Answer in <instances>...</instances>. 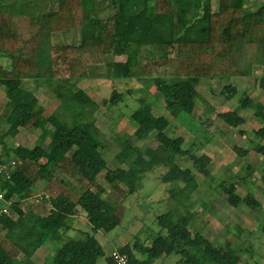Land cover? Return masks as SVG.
I'll return each mask as SVG.
<instances>
[{"label": "trees", "instance_id": "obj_1", "mask_svg": "<svg viewBox=\"0 0 264 264\" xmlns=\"http://www.w3.org/2000/svg\"><path fill=\"white\" fill-rule=\"evenodd\" d=\"M217 7L212 0H0V123H6L0 129V164L7 163L9 170L14 161L10 177H1L5 197L13 201L10 213L0 215V264H100L102 257L115 264L95 233L123 222L129 196L143 187L146 173L161 166L167 169L162 180L174 185L169 188L173 205L155 216V235H136L115 248L128 264H151L149 259L160 257L173 259L170 264H241L242 250L250 252L254 263L264 259L240 225L224 235V244H216L194 224L197 212L190 196L199 175L212 176V158L197 153L203 142L186 146L184 133L167 131L171 118L192 114L196 84L216 79L226 100H237L235 108L216 116L238 127L246 120L242 111L251 109L261 125L249 142L264 156V102L246 91L237 96L238 88L230 82L231 77L253 75L264 93V0H218ZM72 30L80 34L78 41H64L60 34ZM105 62L114 78L136 79L141 90L154 86L166 110L156 114L146 102L132 111L135 137L157 142L134 145L121 137L116 167L103 154L107 140L95 123L98 103L76 83ZM25 79L54 92L59 101L51 112ZM124 97L114 89L103 103L116 105ZM21 128L41 130L34 145L15 147L4 141ZM233 148L242 155L249 151L236 144ZM178 156H187L191 164L181 166ZM246 169L252 174L251 166ZM238 177L239 182L248 179ZM219 186L231 206L243 203L260 213L264 208L252 192L240 193L235 182L221 179ZM80 210L90 231L75 224ZM72 229L75 237L69 234ZM48 240L61 244L50 258L36 262L34 254Z\"/></svg>", "mask_w": 264, "mask_h": 264}, {"label": "rangeland", "instance_id": "obj_2", "mask_svg": "<svg viewBox=\"0 0 264 264\" xmlns=\"http://www.w3.org/2000/svg\"><path fill=\"white\" fill-rule=\"evenodd\" d=\"M212 3L215 8H218V0H212ZM60 35L64 41L77 42L80 34L72 30ZM111 58L110 54L106 55V61ZM123 58L125 56L119 57V59ZM3 59L0 57V61ZM259 71L255 72L259 73ZM24 81L26 86L36 90L46 112L49 113L56 107L59 100L49 86L42 85L35 88L27 79ZM230 82L238 88L237 96L246 91L254 100L264 102V93L256 87L253 75L250 77H231ZM76 83L84 88L88 95L98 103L94 113L95 123L107 140L103 154L111 167L120 165L115 153L120 149L119 139L121 137H126L134 145H154L157 142L154 137H148L144 141L137 139L134 135L136 125L130 121L132 111L138 108L140 103H151L156 114L166 112L163 98L154 90V86L146 91L144 88L141 90V84L136 79L114 78L109 75L106 62L92 67L90 76L79 79ZM196 85L199 94L192 114L182 113L177 118H171L172 123L167 130L170 135L171 133H184L187 138L186 146L193 141L203 142L204 144L202 143L197 148V153L205 152L212 158L209 165L212 176L199 175L198 188L190 196V201L193 203L191 208L197 212L194 224L201 227L203 231L209 232L207 235L216 244H224L230 234L229 230L234 229L237 225H240L243 230H252L250 234L247 231L243 234L253 243L256 253L264 255V231L259 226L260 221L263 220L262 224L264 223V208L260 213L243 203L236 207L231 206L227 201V195L219 188L221 179H228L230 182L236 183L240 193L245 195L247 192H252L264 203V156L257 153L249 142L254 137L253 131L261 125L260 121L253 116L251 109H245L242 111L246 116L243 124L238 127H230L224 124L221 118L216 116L217 112L235 108L237 105L236 96L226 100L225 96L220 93L223 85L216 79L204 78ZM114 89L123 91L125 93L124 99L116 105L104 104L103 102L110 98ZM3 98L4 91L0 86V101ZM208 103H213L214 108ZM166 115L169 116L167 113ZM5 127L6 123H0V129ZM40 132L39 128H21L16 136L8 135L4 141L15 147L34 145ZM48 141L49 137L45 139L44 143H48ZM235 144L238 147L248 148V153L240 154L233 148ZM177 161L183 167L191 164L187 156H178ZM248 165L253 169L252 174H249L246 169ZM166 170V167L161 166L146 173L143 178V187L138 193L131 194L127 200L128 210L123 222L109 232L98 231L95 233L106 254L111 253L120 245L133 241L136 235L140 239L145 238L147 232L155 235L159 228L155 216L160 212H165L173 205V202L169 200L171 198L169 188L174 185L162 180V175ZM240 174L248 175L246 182H239L242 180L238 177ZM39 184L43 186L40 181ZM79 212L75 221L76 226L82 230L90 231V224L87 222L85 213L82 210ZM146 226L147 230H145ZM69 234L76 236L73 229L69 231ZM60 244L48 240L39 249L38 254L33 256L34 260L41 262L50 258ZM242 245H248V242ZM249 253L242 250L241 264H264L263 258H258V261L254 263L252 260L254 258ZM148 262L151 264H170L173 259L166 257L151 258ZM99 263L107 264L106 257H102Z\"/></svg>", "mask_w": 264, "mask_h": 264}, {"label": "built area", "instance_id": "obj_3", "mask_svg": "<svg viewBox=\"0 0 264 264\" xmlns=\"http://www.w3.org/2000/svg\"><path fill=\"white\" fill-rule=\"evenodd\" d=\"M14 161L9 162V170L7 168V163H1L0 164V215L2 213H10L9 205L12 203L13 199H8L5 197V190L2 189L1 183V177L5 174L7 177H10L11 170H12V164ZM7 170V172H5ZM110 255L113 257L115 264H128V258L125 254L121 253L117 249L112 250Z\"/></svg>", "mask_w": 264, "mask_h": 264}, {"label": "crops", "instance_id": "obj_4", "mask_svg": "<svg viewBox=\"0 0 264 264\" xmlns=\"http://www.w3.org/2000/svg\"><path fill=\"white\" fill-rule=\"evenodd\" d=\"M261 1H262V0H257V3H258V2H261ZM213 7L215 8L214 4H213ZM97 66H99V65H97ZM76 219H77V218H76ZM38 251H39V250H38ZM38 251L34 254V256L38 254Z\"/></svg>", "mask_w": 264, "mask_h": 264}]
</instances>
